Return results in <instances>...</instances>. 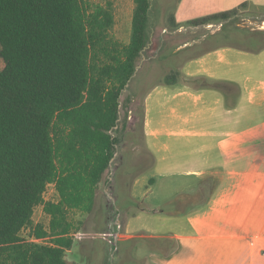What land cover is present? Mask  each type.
Listing matches in <instances>:
<instances>
[{"label":"trees","instance_id":"trees-1","mask_svg":"<svg viewBox=\"0 0 264 264\" xmlns=\"http://www.w3.org/2000/svg\"><path fill=\"white\" fill-rule=\"evenodd\" d=\"M151 11V0H134L131 37L123 43L111 34L112 2L0 0V264H73L66 254L79 225L71 212L94 210L127 130L121 98L151 42ZM236 12L193 22L222 23ZM180 75L172 71L165 82ZM51 183L57 201L44 197ZM39 205L50 216L47 227L33 222ZM150 238L151 253L178 248L172 233Z\"/></svg>","mask_w":264,"mask_h":264},{"label":"crops","instance_id":"crops-1","mask_svg":"<svg viewBox=\"0 0 264 264\" xmlns=\"http://www.w3.org/2000/svg\"><path fill=\"white\" fill-rule=\"evenodd\" d=\"M108 2L115 7L111 0L100 4ZM160 12L158 21L190 29L203 18ZM219 33L188 38L167 53L179 55V65L166 63L168 71L179 70V82H155L145 94L144 142L153 176H178L173 196L210 178L215 184L201 207L166 216L179 225L157 235L173 232L179 244L169 256L152 252L157 264H264V47L204 45Z\"/></svg>","mask_w":264,"mask_h":264},{"label":"rangeland","instance_id":"rangeland-1","mask_svg":"<svg viewBox=\"0 0 264 264\" xmlns=\"http://www.w3.org/2000/svg\"><path fill=\"white\" fill-rule=\"evenodd\" d=\"M92 1L106 3L109 0ZM111 1H114L117 18L111 34L121 42L128 43L132 32L134 0ZM151 6L152 39L121 98L124 101L122 118L128 113L127 130L119 135L121 141L117 145L111 167L97 190L94 210L91 213L77 210L71 212L75 225H79L73 234L74 246L66 254V258L73 264H153L149 261L153 248L151 235L163 234L169 229L174 231L175 225H179L177 218L166 216H177V212L203 204L213 191L215 184L214 181L210 182V178L199 184L197 192H177L173 196L175 189H171V181L179 177L153 176V155L145 148L144 142V99L152 84L166 80L169 73H172L166 68V63L173 59V64H180L179 55L166 58L167 53L176 50L188 38H200L205 33L218 31L220 33L209 38L204 45L219 42L249 49L264 47V33L242 31L264 30V0H151ZM163 9L168 12L167 16L175 9L181 12L180 16L190 17H204L233 9L237 12L222 23L201 24L190 29L177 27L170 21H158ZM4 67L5 61L0 56V70ZM186 81L198 86L206 85L205 80L201 79ZM137 177L141 178L134 191V180ZM44 196L47 201L59 199L55 184L48 185ZM169 197L172 198L171 202H165ZM49 221L50 216L45 213L43 206H37L33 215L34 224L40 223L47 227ZM165 223L167 226L164 227ZM29 231V228H25L22 234L28 236Z\"/></svg>","mask_w":264,"mask_h":264},{"label":"built area","instance_id":"built-area-1","mask_svg":"<svg viewBox=\"0 0 264 264\" xmlns=\"http://www.w3.org/2000/svg\"><path fill=\"white\" fill-rule=\"evenodd\" d=\"M45 197V196H44ZM46 199V198H45ZM47 200V199H46Z\"/></svg>","mask_w":264,"mask_h":264}]
</instances>
